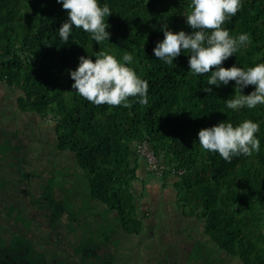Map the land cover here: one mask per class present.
Wrapping results in <instances>:
<instances>
[{
    "label": "trees",
    "instance_id": "obj_1",
    "mask_svg": "<svg viewBox=\"0 0 264 264\" xmlns=\"http://www.w3.org/2000/svg\"><path fill=\"white\" fill-rule=\"evenodd\" d=\"M190 2L98 0L112 13L104 18L110 25L106 29L110 39L99 45L89 33L76 28L64 44L58 29L68 15L56 0H0V92L9 89L16 94L13 106L0 104L9 116L18 110L47 125L43 128L33 120L21 121L16 115L8 120L7 127L0 120V129L4 128V138L0 137V153L4 155V173L0 175V215L4 217L0 222V264H64L66 258L78 257L85 250L92 252L88 243L98 245L94 238L87 241L88 232L84 236L79 223L71 226L75 222L73 210L82 204L75 202L74 206L70 199L66 201L69 192L57 181L56 171H47L45 165L30 176L25 165H19L23 150L34 146V142H27L28 129H35L38 145L53 138L55 150L67 153L66 159L69 157L71 162L75 160V170L88 186L89 200L84 206L90 210L93 203L102 204L108 221L118 220L117 231L142 233L146 218L154 211L146 210L141 200L151 199L156 214L162 215L168 205L171 209L176 206L183 216L202 222L201 235L206 241L199 245L215 244L219 249L215 253L202 251L199 258L204 264H264V105L228 109L226 100L235 97V81L217 88L207 84L210 74L187 73L188 51H182L172 65L153 53L156 43L164 39L160 30L163 25L174 33L192 32L184 17ZM241 3L236 16L222 28L232 36L247 33L251 43L221 66L247 70L264 63V0ZM100 50L120 63H125V51L133 56L126 66L148 81V106L142 107L138 97H129L130 108L96 106L74 92L70 70L78 67L80 56L95 61ZM205 87H211L212 94L202 91ZM254 90L255 86L249 85L242 94ZM245 120L259 124L255 134L260 140L258 153L234 157L227 163L218 153L200 146L201 129L220 122L236 127ZM19 121L23 123L17 124ZM23 129V133H14L9 139L13 130ZM143 146L164 164L163 175L148 169L138 151ZM63 161L55 160L57 169ZM69 165L66 167L72 178L76 174ZM13 174L27 175L33 184L22 197L12 196L17 191L9 192L15 191V185L7 179ZM170 184L175 190L173 196L161 192ZM161 202L166 203L163 210L157 205ZM97 215L89 214L85 220L97 221ZM110 236L106 235V242ZM70 249L75 250L72 256L67 254Z\"/></svg>",
    "mask_w": 264,
    "mask_h": 264
},
{
    "label": "clouds",
    "instance_id": "obj_2",
    "mask_svg": "<svg viewBox=\"0 0 264 264\" xmlns=\"http://www.w3.org/2000/svg\"><path fill=\"white\" fill-rule=\"evenodd\" d=\"M56 2L62 4L68 15L58 29L64 44L68 43L73 28L89 33L90 38L99 45L109 41L111 34L106 29L110 25L104 18L112 13L107 4L101 7L98 0ZM241 8V0H191L184 17L192 32L189 34L181 30L174 33L163 25L160 30L164 39L158 41L153 49L154 56L168 65H172L182 51H188L190 70L187 73L200 76L210 74L208 85L219 88L235 81V97L226 100V107L232 110L244 107L254 109L257 105H264V63L247 70L235 65L230 68L221 66L242 46L251 43L247 33L232 36L229 30L222 28ZM122 59L125 63L118 62L113 55L102 50L96 52L95 61L91 57L80 56L78 67L70 70V77L74 81L72 89L96 106L122 105L130 108L132 102L129 97H138L137 102L142 107L148 106V81L138 78L135 71L126 66L133 61L130 53L125 51ZM249 85L255 86V90L248 95L242 94ZM202 91L208 94L213 92L211 87H205ZM220 112L225 113L223 110ZM258 131L259 124L251 120H245L236 127L230 122H220L201 129L198 141L202 149L218 153L225 162L231 163L234 157H250L260 151V140L255 135Z\"/></svg>",
    "mask_w": 264,
    "mask_h": 264
},
{
    "label": "flooded vegetation",
    "instance_id": "obj_3",
    "mask_svg": "<svg viewBox=\"0 0 264 264\" xmlns=\"http://www.w3.org/2000/svg\"><path fill=\"white\" fill-rule=\"evenodd\" d=\"M7 100L11 99L8 98ZM1 104L0 106L3 107L0 109V120L4 124V105ZM0 137L4 138V128L0 129ZM3 156L0 153V175L4 173ZM25 161V169L28 170V164L30 166L32 164L28 160ZM37 169L40 170V165ZM32 174L33 171L30 173V176ZM20 182L24 185H33L27 179L20 180ZM141 201L146 206V210L153 208L154 211L152 217L146 218L145 229L142 233L127 234L124 230L117 231L114 228H111V231H102L100 233L96 222L102 220L104 221L102 222L104 226L109 221L107 218H101L100 215H97V221L90 220L87 222L88 228H91L87 231V241L91 238L96 239L98 242L97 247L88 243V246L93 251L85 250L78 257H73L72 255H74L75 250L70 249L67 251V254L69 253L72 257L66 258L64 264H204L203 259L199 258L200 254L204 253L201 251L200 248L202 247L199 245V242L206 241L203 235L200 233L196 234V236L192 235L191 228L189 227L183 230L177 229L175 232H166V229L169 228L166 225L168 222L163 214L160 215L159 212L156 214L157 210L154 209L156 207L155 202L151 199ZM176 208L178 210L176 209L177 211L174 212L181 213L180 208ZM171 213V211L166 210L165 215L167 218L172 215ZM0 222L3 223L2 221ZM176 223L181 225L182 222L178 220ZM109 233L111 234V239L106 242L105 237ZM91 253L93 256H90ZM94 256H97V258L94 262H91Z\"/></svg>",
    "mask_w": 264,
    "mask_h": 264
},
{
    "label": "rangeland",
    "instance_id": "obj_4",
    "mask_svg": "<svg viewBox=\"0 0 264 264\" xmlns=\"http://www.w3.org/2000/svg\"><path fill=\"white\" fill-rule=\"evenodd\" d=\"M0 97L1 98L4 97V100L0 98V103H3V104L6 103L9 106H13L15 103L14 99L16 100V98H15L16 94L11 92V90H9V89H8V91L4 89L3 92H0ZM8 98H10L11 100H7ZM5 109H6V107H4V110ZM27 114L28 113L24 114V113L16 110L15 112L12 113L11 116H9L8 114H6L4 112V124H3V126L6 125V127H7L8 126V124H7L8 120H13L14 116L16 115V117L21 119V121L33 120V121H35V125H41L43 128H46L45 126H47V125L45 123H43L41 120H40L41 122L38 123V120L35 119V116L30 115V114L27 115ZM26 115H27V117H25ZM21 121L17 122V124L23 123ZM14 125H16V124H14ZM24 130L25 129H23V131L13 130L9 135V139L13 138L12 135L14 133L21 134L24 132ZM28 130L30 132V138L27 142L28 143L34 142V146L30 150H23V152L21 153L23 158L19 162V165H22V166L25 165V162H26L25 160H28V162L32 164V166H30V164H28V167H29V169L27 170L28 174H30L32 171H33V173H36L37 167L39 165H40L41 170H42V166L47 165V167L49 168L47 171H49V170L53 171V172L56 171V176H58L56 178L57 181L60 184H65L67 186V187L66 186L65 187L69 193L65 194L66 201H68L70 199V201L74 202V206H75V202L82 204L81 208H79L77 210L76 209L73 210V212L75 213V216H74L75 222L73 221L74 220L73 219L71 226L74 228V226L77 225L76 223H79L78 229H80L82 231V234H84V236H86V232L89 231L91 228H88L87 221L85 219L86 218L88 219L89 214H93L95 216L97 213L100 214L101 218H106L105 213L102 211L104 209V206L100 203L99 204L93 203L94 207L90 210L86 206H84V204L89 200L88 186H87V183L84 180H82L83 177L80 176L81 173L76 172L75 160L73 159L71 162L69 157H68V159H66L67 153L65 154V153L57 152L55 150V144H54L55 141L53 140V138L52 139L46 138L45 140H43L42 142L39 143L40 145H38L37 141L34 139L36 137L35 136V129H28ZM16 156H17V154L14 155V157L10 160L14 161ZM49 157L52 158L50 161H49ZM56 159H58V160L65 159L66 160V161H63V166H59V169H57L58 165L55 164ZM70 163L73 166L72 173L74 172V174H76L75 175L76 177L75 176H72V178L70 177V173H69L70 170L68 167H66L67 164L69 165ZM33 177H34V175L32 176V178ZM28 178H30V177L27 175H19V174L18 175L13 174L12 177H10V175L7 176V179L10 180V183H12V185H15V191L13 189H10L9 192L14 193L17 191L16 194L12 195L13 197H15V196L16 197H22L24 192H26L27 189L29 188L28 186H31L28 184L24 185L23 183L20 182V180H25ZM158 181H159L158 185H161L162 182H161L160 178L158 179ZM69 185H70V187H69ZM161 192H164L165 195H169V196H173V194H175V190L172 187V184L163 188ZM170 202H171V204L174 203L172 200ZM157 205L160 207V209H162L166 206V203L161 202L160 204H157ZM168 207H169V205H168ZM168 207L166 208V210L172 212L171 213L172 215H170L168 218L165 215L164 210L162 209L163 210L162 214L165 216V218L168 222V223H166V222H164V223H166V225H168V227H169L166 229V232H168V233L175 232L177 229L183 230V229L188 228V227L191 228V233L194 236H196V234H198V233L201 234L203 232L204 226H203V224H201L202 222L200 220L195 219V218L185 217L180 212L175 213L174 211L178 210L176 208V206L174 209H171L170 207L169 208ZM3 220H4V217L2 215H0V221H3ZM110 220H111L110 222L106 223L107 226L105 224L103 226L102 222H104V221H102V220L96 222V224L99 226L98 231L100 233L102 231H105V232L111 231L110 230L111 228H114L115 230L117 229L118 220L116 218L110 219ZM178 220L180 222H182L181 225H178L176 223ZM173 223H174V225H173ZM212 244H213V242H212ZM200 246L202 247V248H200L201 251H204L205 253H211V252L215 253L216 251L218 252V250H219V249H217L218 247L215 244H213L212 246H209V247H206L205 244H200ZM204 247H206V248H204Z\"/></svg>",
    "mask_w": 264,
    "mask_h": 264
},
{
    "label": "built area",
    "instance_id": "obj_5",
    "mask_svg": "<svg viewBox=\"0 0 264 264\" xmlns=\"http://www.w3.org/2000/svg\"><path fill=\"white\" fill-rule=\"evenodd\" d=\"M138 151L147 162V167L151 172L158 176L163 175V172L165 170L164 164L158 160V158L151 150L147 148V146L140 147Z\"/></svg>",
    "mask_w": 264,
    "mask_h": 264
},
{
    "label": "crops",
    "instance_id": "obj_6",
    "mask_svg": "<svg viewBox=\"0 0 264 264\" xmlns=\"http://www.w3.org/2000/svg\"><path fill=\"white\" fill-rule=\"evenodd\" d=\"M141 174H142V176L145 175V173H141Z\"/></svg>",
    "mask_w": 264,
    "mask_h": 264
}]
</instances>
